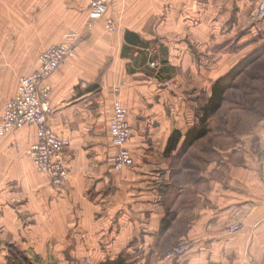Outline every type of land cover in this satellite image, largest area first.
Here are the masks:
<instances>
[{
    "label": "crops",
    "instance_id": "obj_1",
    "mask_svg": "<svg viewBox=\"0 0 264 264\" xmlns=\"http://www.w3.org/2000/svg\"><path fill=\"white\" fill-rule=\"evenodd\" d=\"M259 1L113 0L93 22L90 1L79 10L72 0H0V124L41 53L78 35L75 54L43 82L48 124L70 141V179L55 187L33 163V125L3 136L0 249L25 248L37 264H99L139 249V264H158L170 243L187 239L177 264H264V115L182 144L193 82L200 89L205 64L233 56L221 48ZM108 17L116 30L105 28ZM116 87L136 161L123 169L110 131ZM175 130L183 137L167 153Z\"/></svg>",
    "mask_w": 264,
    "mask_h": 264
},
{
    "label": "built area",
    "instance_id": "obj_2",
    "mask_svg": "<svg viewBox=\"0 0 264 264\" xmlns=\"http://www.w3.org/2000/svg\"><path fill=\"white\" fill-rule=\"evenodd\" d=\"M90 15L95 22L106 16L110 3L113 0H89ZM257 15L264 17V1L257 7ZM116 22L108 17L105 28L114 31ZM78 35L69 33L65 41L53 44L44 50L39 56V67L32 73L19 79L17 93L5 103V110L0 124V139L11 130L33 125L36 128L37 140L29 147L28 153L40 172L51 177L55 187L63 186L70 179L69 164L65 158V151L70 141L54 131L48 124L47 114L51 111L48 99L51 89L43 82L67 59L75 54ZM120 88H115L113 99V122L110 131L113 142L118 150L115 154V168L123 169L134 166L136 161L131 149L127 145L133 136L129 120V110L121 101ZM264 180V177H263ZM239 227L233 225L230 230L235 231ZM190 248L189 242L182 240L165 256V260H172L177 255L185 253Z\"/></svg>",
    "mask_w": 264,
    "mask_h": 264
},
{
    "label": "rangeland",
    "instance_id": "obj_3",
    "mask_svg": "<svg viewBox=\"0 0 264 264\" xmlns=\"http://www.w3.org/2000/svg\"><path fill=\"white\" fill-rule=\"evenodd\" d=\"M75 7L85 9L88 0H72ZM264 0H260L259 3ZM250 11L248 14L247 24L244 28L239 30L236 35V39L228 45V47L221 48V54L224 51H230L233 56L226 60H221V63L212 62L205 64V69L208 70L207 76L204 82H200V89H198L197 82L192 84V93L190 100H192L191 114L193 118V125L198 122V116L202 113V107L209 101V97L212 93L214 81L222 76L227 75L233 67L241 63L246 57L250 55L257 56V52L264 48V17L257 15V7ZM235 17L230 19L232 21ZM92 21V20H91ZM88 23V28L92 27V22ZM105 29V28H104ZM242 35L245 36L242 39ZM232 41V40H231ZM157 65L155 64L154 67ZM176 67L173 66L172 70L175 72ZM224 95V102L222 106L215 111V113L209 118L207 127L209 132L207 135L216 138L219 131H228L232 129L234 125L242 124L244 118L260 117L264 115V51L257 57L253 63L243 70L238 75L234 82ZM167 85H170L168 83ZM241 122V123H240ZM182 240L190 241L187 239L175 240L170 243L168 249L157 258V263L166 262L165 256L170 251L175 249ZM8 249H0V264H23L24 257L31 259L35 264L37 260L33 259V253L27 251L25 248H18L15 244H8ZM136 253H139V249H135V252H130L128 249L125 251V261L127 264H139L135 259ZM179 255L176 256V258ZM109 258V257H106ZM105 258V259H106ZM176 258L168 261H172V264H177ZM81 264H94L90 258H81ZM152 262L146 260L144 264H151Z\"/></svg>",
    "mask_w": 264,
    "mask_h": 264
},
{
    "label": "trees",
    "instance_id": "obj_4",
    "mask_svg": "<svg viewBox=\"0 0 264 264\" xmlns=\"http://www.w3.org/2000/svg\"><path fill=\"white\" fill-rule=\"evenodd\" d=\"M264 51V48L257 52V56L250 55L246 57L241 63L231 69V71L222 77L217 78L214 81L212 93L209 97V101L202 107V113L198 116V122L192 125L184 135L183 148L191 146L193 143L206 136L209 132L207 122L209 118L217 111L224 102V95L226 91L233 86L235 78L240 75L243 70L255 60ZM183 137L180 130H175L168 141L167 153L172 152L178 146L179 141ZM23 264H35L31 259L24 257ZM99 264H127L124 254H119L116 258H106Z\"/></svg>",
    "mask_w": 264,
    "mask_h": 264
}]
</instances>
